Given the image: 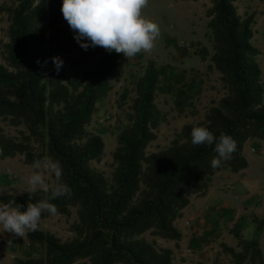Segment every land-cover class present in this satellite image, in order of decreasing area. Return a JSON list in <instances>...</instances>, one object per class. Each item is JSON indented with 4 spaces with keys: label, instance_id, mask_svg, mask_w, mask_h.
<instances>
[{
    "label": "trees",
    "instance_id": "obj_1",
    "mask_svg": "<svg viewBox=\"0 0 264 264\" xmlns=\"http://www.w3.org/2000/svg\"><path fill=\"white\" fill-rule=\"evenodd\" d=\"M11 1L14 6L6 10L5 65L0 64V121L23 126L24 131L13 138L4 135L0 127V159L20 155L28 166L46 156L60 161L62 181L70 187L71 196L51 202L58 209L57 215L68 216L71 208L77 214L71 227L74 237L69 241L62 242L41 230L27 231V241L39 247L41 255L14 259V264H173L172 250L157 247L143 236L149 233L179 242L181 233L174 223L190 197L204 195L220 170L237 173L246 169L242 151L249 139L261 141L264 149V84L257 61L260 51L252 44L254 15H239L236 0H212L207 11L214 51L210 62L226 93L198 126L215 136H232L237 150L231 159L212 168L215 145L194 146L191 131L197 126L191 124L184 125L167 147L147 152L163 120L155 104L157 94L172 95L182 112L193 91L192 86H174L169 65L157 67L149 62L134 83L129 125L116 137L109 183L91 167L92 162L101 160L104 142L101 136L88 133L86 126L98 101L111 90L117 53L106 51L79 76L64 82V64L57 74L51 63V57L62 58L64 52L57 28L65 20L62 0ZM45 60L47 67H42ZM49 195L42 190L21 196L6 194L0 195V203L21 205L24 210L27 203ZM50 216L43 213L41 219ZM253 222L252 238H243L236 226L230 230L239 251L221 244L234 264H264L256 238L264 219Z\"/></svg>",
    "mask_w": 264,
    "mask_h": 264
},
{
    "label": "rangeland",
    "instance_id": "obj_2",
    "mask_svg": "<svg viewBox=\"0 0 264 264\" xmlns=\"http://www.w3.org/2000/svg\"><path fill=\"white\" fill-rule=\"evenodd\" d=\"M237 12L241 16L254 15L252 44L260 51L257 57L261 68V79L264 84V0H236ZM14 5L11 0H0V64L3 59V45L8 42L7 31L9 16L7 9ZM212 6V0H149L142 9L144 18L158 24L160 36L150 52H141L135 57L126 58L117 53V68L111 80V90L98 101L96 111L86 131L101 136L104 142V152L99 162H92L91 167L100 172L110 183L114 163L112 154L116 149L117 134L129 125L132 114L130 106L134 98V83L141 77L149 62L155 66L171 67L170 75L177 88L192 86L193 91L182 112L174 104V98L169 94H157L155 104L163 114V120L155 130L156 139L148 146L147 152H155L167 147L175 135L186 124L198 126L209 108L215 105L225 95V88L220 74L212 68L210 58L213 55V45L210 31L207 28L209 18L207 11ZM57 28L60 30L59 41L64 47L61 53L64 60V82L76 78L85 68L92 66L107 50L102 47L82 49L74 39L73 31L66 20ZM3 134L7 137L19 138L23 126L13 127L5 121H0ZM34 149L37 144L33 143ZM256 172L264 180V156L259 157ZM257 167V166H256ZM33 171L32 166L23 163L20 155L14 158L0 159V195H20L28 192L26 178ZM47 182L55 183L49 176ZM39 190V189H38ZM77 222L76 209L71 208L68 216L55 215L39 221L37 230L48 232L62 242L74 237L71 227ZM242 231L243 238H252L255 224ZM27 232V231H26ZM26 235V233H25ZM16 237L0 227V264H14V259L38 258L41 250L30 244L26 236ZM147 241H154L157 247H165L169 241L153 237L149 233L143 236ZM258 240V239H257ZM259 242V241H258ZM223 242L214 246L202 248H180L175 243L174 264H234L230 255L221 248ZM264 256V239L261 241ZM228 246V243H227ZM230 247V246H229ZM236 251L237 240L234 247ZM182 249V250H181Z\"/></svg>",
    "mask_w": 264,
    "mask_h": 264
},
{
    "label": "clouds",
    "instance_id": "obj_3",
    "mask_svg": "<svg viewBox=\"0 0 264 264\" xmlns=\"http://www.w3.org/2000/svg\"><path fill=\"white\" fill-rule=\"evenodd\" d=\"M149 0H62L61 12L73 31L74 39L87 51L90 47H102L109 53H122L124 57H135L141 52H150L160 36L157 23L146 19L142 9ZM41 64L40 60H37ZM53 70L59 74L64 61L59 56L51 57ZM48 60L42 63L47 67ZM191 143L212 146L217 156L211 160L212 168H219L224 161L231 159L237 150V142L227 134L215 136L208 128L194 127L191 131ZM35 170L26 178L28 190L35 193L38 189L50 195L35 203L14 207L10 203H0V227L16 237H23L26 231L34 232L39 227L43 213L52 216L58 209L51 201L71 196L70 187L62 181L63 167L60 161L51 156L33 161ZM54 177L55 183L49 184L48 177Z\"/></svg>",
    "mask_w": 264,
    "mask_h": 264
},
{
    "label": "crops",
    "instance_id": "obj_4",
    "mask_svg": "<svg viewBox=\"0 0 264 264\" xmlns=\"http://www.w3.org/2000/svg\"><path fill=\"white\" fill-rule=\"evenodd\" d=\"M242 153L248 164L246 169L237 173L222 169L214 175L204 195L190 197L189 205L174 223L181 233V240L177 243L168 240L163 247L172 250L173 256L175 243L178 250L182 247L207 248L216 242H226L234 247L236 239L230 233L231 228L236 226L242 235L244 229L253 227L247 226L253 219H264V180L256 172L257 158L264 156L263 144L257 139H249ZM256 238L263 251L264 225Z\"/></svg>",
    "mask_w": 264,
    "mask_h": 264
}]
</instances>
